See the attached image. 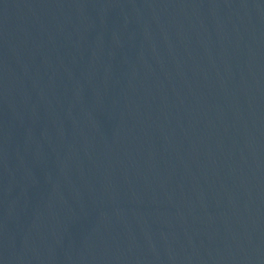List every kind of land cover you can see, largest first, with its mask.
Listing matches in <instances>:
<instances>
[{"label": "water", "instance_id": "95a60500", "mask_svg": "<svg viewBox=\"0 0 264 264\" xmlns=\"http://www.w3.org/2000/svg\"><path fill=\"white\" fill-rule=\"evenodd\" d=\"M0 264H264V0H0Z\"/></svg>", "mask_w": 264, "mask_h": 264}]
</instances>
